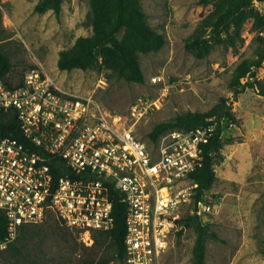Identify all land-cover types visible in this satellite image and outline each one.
Returning a JSON list of instances; mask_svg holds the SVG:
<instances>
[{"label":"rangeland","instance_id":"374dc122","mask_svg":"<svg viewBox=\"0 0 264 264\" xmlns=\"http://www.w3.org/2000/svg\"><path fill=\"white\" fill-rule=\"evenodd\" d=\"M38 1L0 0V47L12 62L13 81L40 64L63 90L92 96L117 125L132 128L144 140L157 123L188 111L205 112L220 97L228 99L237 123L221 122L217 181L203 199L209 212L198 216L208 230L205 264H264V96L246 88L233 98L229 88L236 65L255 56L253 19L243 22L234 49L214 44L209 53L197 57L185 44L198 35L214 42L200 23L214 11L217 0H141L148 24L166 42L156 52L139 55L144 81L134 83L101 68L59 70L60 50L88 33L83 22L90 0H62L58 16L51 9L35 11ZM252 7L264 15L263 1L255 0ZM233 28L227 24L217 36L224 39ZM260 34L264 36V31ZM255 78L264 82V60L255 69ZM139 98L152 104L140 117L133 114ZM194 239L192 227L173 236L164 264H193ZM86 240L48 212L30 228V238L15 249L0 250V264H88L95 252ZM105 255V249L100 250L94 264Z\"/></svg>","mask_w":264,"mask_h":264},{"label":"built area","instance_id":"2783aa9c","mask_svg":"<svg viewBox=\"0 0 264 264\" xmlns=\"http://www.w3.org/2000/svg\"><path fill=\"white\" fill-rule=\"evenodd\" d=\"M151 105L139 98L133 114L140 117ZM9 112L21 134L0 135V211L7 219L0 250L21 226L42 222L48 212L86 238L110 231L115 189L126 229L125 256L117 264H164L173 236L186 228L181 219L209 212L206 202L195 201L192 174L202 165L212 125L144 140L117 125L92 96L63 90L40 64L19 84L0 79V113Z\"/></svg>","mask_w":264,"mask_h":264},{"label":"trees","instance_id":"16d2710c","mask_svg":"<svg viewBox=\"0 0 264 264\" xmlns=\"http://www.w3.org/2000/svg\"><path fill=\"white\" fill-rule=\"evenodd\" d=\"M255 0H217L214 11L206 16L200 23L201 27L210 30L214 42L210 44L201 35L186 42L185 48L197 57L203 56L211 50L214 44L224 43L234 49L236 41L241 40L240 32L243 22L247 18L253 19V29L256 31L255 56L240 61L234 68L229 88L233 98H237L246 88L255 89L264 96V82L255 78V69L259 68L264 60V15L252 7ZM263 1L264 0H260ZM62 0H39L34 9L43 12L51 9L56 16L60 14ZM233 25V34L221 39L217 32L225 25ZM83 26L88 30L86 35L78 36L67 48L60 50L57 67L59 70L82 71L106 69L112 75L122 78L127 82L142 83L144 75L139 64V55L156 52L163 47L166 38L162 33L156 32L147 22L141 0H90V10L87 13ZM12 71V62L9 56L0 47V79L9 84H19L23 76L13 81L9 74ZM252 77V80L246 78ZM222 121L236 124L237 119L232 112L228 99L220 97L212 108L205 112H191L177 115L169 121L155 124L148 132L152 140L157 139L162 133L173 130H189L196 127L212 125L213 135L209 143L205 144L202 165L192 174L197 183L195 201H201L215 182L217 176L215 165L222 156ZM21 134L19 123L14 113H0V135L19 137ZM64 172H58L57 177ZM112 216L114 227L110 231L91 232L85 244L95 252V257L87 263L94 264L96 255L105 249L106 255L96 261V264H117L125 256V204L122 194L112 189ZM186 227H192L195 239L192 248L193 264H205L206 238L208 230L197 215H189L181 219ZM55 227L59 226L55 222ZM34 225H23L13 242L7 244L5 249H15L16 244L30 238V228ZM69 229V228H68ZM78 234V232L70 229ZM182 231H179V236ZM7 236V219L0 211V243ZM212 236H214L212 234Z\"/></svg>","mask_w":264,"mask_h":264}]
</instances>
